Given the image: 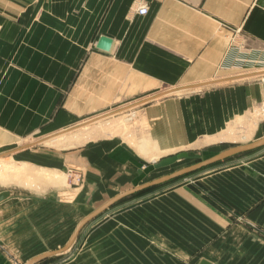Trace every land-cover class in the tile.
<instances>
[{"label": "crops", "instance_id": "0c3cea01", "mask_svg": "<svg viewBox=\"0 0 264 264\" xmlns=\"http://www.w3.org/2000/svg\"><path fill=\"white\" fill-rule=\"evenodd\" d=\"M142 3L146 14L137 11ZM103 35L109 49L98 46ZM259 70L261 0H0V103H55L71 81L77 103L151 101L205 84L214 87L204 101L242 93L250 100L264 81ZM252 150L158 191L127 195L91 219L83 227L93 224L90 264H264V147ZM17 199L0 201V264L10 259L8 247L32 245L35 214L49 211ZM40 225L44 237V219ZM62 263L77 264V254Z\"/></svg>", "mask_w": 264, "mask_h": 264}, {"label": "rangeland", "instance_id": "374dc122", "mask_svg": "<svg viewBox=\"0 0 264 264\" xmlns=\"http://www.w3.org/2000/svg\"><path fill=\"white\" fill-rule=\"evenodd\" d=\"M256 72L259 79L264 77V71ZM40 79L46 82L45 78ZM260 82L255 86V99H246L242 93L236 95V101L225 102L204 101L206 91L214 87L205 84L167 89L151 101L77 103L70 101L72 81L55 103L1 102L0 192L9 190L18 201L28 198L34 206H49L47 213L35 214L32 245L17 250L8 247L10 259L5 264H22L40 251L68 242L80 219L116 192L191 165L212 153L264 137V81ZM170 92L173 94H167ZM169 98L174 99L168 101ZM62 114L66 119L59 124L57 118ZM41 118L42 124H27ZM181 152L194 155L155 167L161 159ZM246 153L249 152L229 159ZM219 163L153 186L134 197L158 191ZM28 169L42 170L44 179L17 176ZM145 169L146 174L142 173ZM92 225L83 229L70 248L44 264L72 260L75 254L77 264H90Z\"/></svg>", "mask_w": 264, "mask_h": 264}, {"label": "water", "instance_id": "95a60500", "mask_svg": "<svg viewBox=\"0 0 264 264\" xmlns=\"http://www.w3.org/2000/svg\"><path fill=\"white\" fill-rule=\"evenodd\" d=\"M112 44V39L108 36H101L99 41H98V46L100 48L103 49H109L111 47ZM264 145V137L259 138L257 140L254 141H250V142H246L243 144H238L235 146H232L224 151H221L219 153H216L212 156L206 157V158H202L198 161H196L195 163L191 164V165H187L184 167H181L171 173L168 174H164L160 177H157L151 181H148L144 184L141 185H137L131 189L125 190L123 192L118 193L117 195L113 196L112 198H110L109 200H107L106 202H104L103 204H101L99 207H97L94 211H92L90 214H88L86 217H84L80 223L78 224L77 228L75 229L71 239L62 247L58 248V249H54V250H50V251H46L42 254H39L27 261H25L22 264H34L50 255H53L55 253H59V252H63L65 250H67L68 248H70L73 243L75 242L76 238L78 237V235L80 234L81 230L83 229V227L94 217L98 216L99 214H101L102 212H104L107 208H109L110 206H112L113 204H115L117 201H119L120 199H122L123 197L130 195L132 193H135L137 191L143 190L145 188L157 185V184H161L164 183L166 181L181 177L183 175L189 174L191 172L197 171L203 167L209 166L215 162H218L220 160H223L227 157H230L232 155L241 153V152H245L248 150H252L258 147H261ZM189 155H194V153H189V152H181L178 155H174V156H169V157H165L163 159H161L160 162L156 163L155 166L156 167H162L165 165H169L173 162H175L176 160H178L179 158L182 157H187ZM10 195V191L9 190H5L0 192V201L4 200L5 198H7ZM202 264H210L207 261H204Z\"/></svg>", "mask_w": 264, "mask_h": 264}, {"label": "bare ground", "instance_id": "6f19581e", "mask_svg": "<svg viewBox=\"0 0 264 264\" xmlns=\"http://www.w3.org/2000/svg\"><path fill=\"white\" fill-rule=\"evenodd\" d=\"M29 168V167H28ZM42 168V167H41ZM40 169V168H39ZM19 170H20V168H19ZM22 170V169H21ZM34 170V169H33ZM38 170V169H37ZM15 171V170H14ZM57 170H55V172H56ZM59 171V170H58ZM50 172V171H49ZM48 172V173H49ZM60 172V171H59ZM47 173V174H48ZM54 173V172H53ZM12 174H14V173H12ZM19 174H24V175H28V176H30V177H32V178H34V179H37V181L38 180H43L44 179V176L42 175L43 174V172H42V170H38L37 172H35V171H31V170H26V171H24V172H22V173H17V176L18 177H20V176H22V175H19ZM55 174V173H54ZM24 175H23V177H24ZM50 175V174H49ZM59 175V174H58ZM51 176V175H50ZM54 176V175H53ZM56 177H57V175H55ZM61 176V175H60ZM18 179V178H17ZM17 179H15V180H17ZM50 179H51V177H50ZM57 179V178H56ZM62 179H63V176H62ZM55 180V179H54ZM22 181H24V180H22ZM35 181V180H34ZM48 181H51L52 182V180H48ZM36 182V181H35ZM41 182V181H40ZM43 182V181H42ZM24 183V182H23ZM55 183H57V182H55ZM32 185V184H31ZM51 185H52V183H51ZM35 186H37L36 184H35ZM42 186V185H41Z\"/></svg>", "mask_w": 264, "mask_h": 264}, {"label": "built area", "instance_id": "2783aa9c", "mask_svg": "<svg viewBox=\"0 0 264 264\" xmlns=\"http://www.w3.org/2000/svg\"><path fill=\"white\" fill-rule=\"evenodd\" d=\"M261 3L264 7V0H261ZM149 10V5L147 3H142L140 4L138 7H137V11L140 13V14H146Z\"/></svg>", "mask_w": 264, "mask_h": 264}]
</instances>
